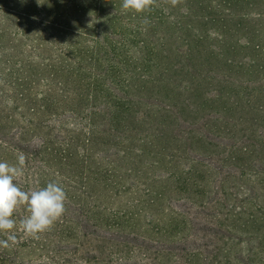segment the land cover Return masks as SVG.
<instances>
[{"label":"rangeland","instance_id":"374dc122","mask_svg":"<svg viewBox=\"0 0 264 264\" xmlns=\"http://www.w3.org/2000/svg\"><path fill=\"white\" fill-rule=\"evenodd\" d=\"M42 3L0 0V29L6 34V41L0 43V62L22 60L40 72L44 65L69 66L74 77L66 85L77 90L75 104L82 99L80 91L84 97L89 94L83 78L91 74L103 79L111 94L108 98L115 95L116 104L127 99L131 117L126 125L151 142L141 160L144 166L152 164L147 167L150 178L159 177L155 184H147L159 193V206L139 204L138 196L144 201L145 197L135 190L108 201L94 198L97 188H89L87 194L69 188L68 184L82 182L75 169L80 162L68 169L54 166L51 176L42 168L47 158L31 156L41 148L39 133L18 134L14 125L0 129L4 136L0 153L7 156L3 161L16 164L20 152L31 156L18 180L23 190L57 181L67 194L64 214L38 239L20 228L21 219L28 215L26 207L16 210L14 264H264V0H222L221 4L209 0L206 11L189 8L184 0L181 8L156 0L144 12L123 9V0ZM177 20L196 26L189 36L184 33L185 45L177 38ZM16 30L18 36L10 35ZM189 41L190 57L180 53ZM79 62L81 70H92L78 72ZM99 64L102 72L96 76L93 67ZM2 65L6 64L0 66L4 108L17 92L10 87H16L17 75L2 71ZM3 68L19 69L11 64ZM48 78L34 79L39 91ZM18 90L28 93L23 87ZM86 103H81L77 119L62 110L57 117H45L44 121L55 124L53 135L73 131L74 143L83 146L91 106ZM16 118L24 126L18 114ZM134 145L139 146L138 140ZM117 148L101 145L96 151L108 161L119 157ZM105 161L90 167L109 166ZM171 170L172 176L160 178ZM119 173L129 177L125 186L138 176L122 169ZM70 174L78 182L67 178ZM123 198L129 209H120ZM143 211L159 216V222L148 214L138 216ZM115 213L121 216L116 218Z\"/></svg>","mask_w":264,"mask_h":264},{"label":"trees","instance_id":"16d2710c","mask_svg":"<svg viewBox=\"0 0 264 264\" xmlns=\"http://www.w3.org/2000/svg\"><path fill=\"white\" fill-rule=\"evenodd\" d=\"M220 1L222 0H219V3ZM234 1L240 2L242 0ZM187 3L191 5V7H189L191 9L192 7L200 10L203 8L205 11L209 9V0H184V4ZM178 6L180 8L184 7L181 3L178 4ZM189 8L186 9L190 10ZM4 23H9V21L5 20ZM174 27L176 32L179 33L177 38L183 40L185 45L188 40L186 36H184V33H187L189 36V32L193 31L196 26L184 24L183 22L177 20V23H174ZM19 33L20 32L16 30L15 32L10 33V35L13 34L14 36H18ZM0 36V43H2V39L6 41V34L1 29ZM51 39L54 40L57 46H59V40H57L56 37L52 36ZM175 41L180 42L179 40ZM54 42L53 44H55ZM44 45L45 44H43V46ZM12 47L13 46H10L9 49H12ZM60 49L63 50L62 47H60ZM191 50L192 44L189 41V44L186 45V49L182 50L183 52L180 51V53H185V55L190 57ZM2 55L3 53L0 52V58ZM106 57L107 56L102 55V59H105ZM85 59H87V57ZM46 61L49 62L50 60L47 59ZM3 63L6 65H2V71L7 72L10 76H13V74L17 75L14 77L16 87L10 86L12 91L17 92L14 98L5 102L7 106H4V108L0 102V129L15 126L17 127L15 130L18 134L39 133L41 138V148L34 156H31L33 158L37 157L39 160H45L47 158L48 162L42 168H46L47 171L50 172L51 176H54V173L56 172L54 166L68 169L75 163V161H78L80 163L75 167V169L79 171V175L76 174V178L82 182L79 181V184L76 183L77 186L68 184L69 188H73L77 191L80 190L83 194H87L86 191H88L89 188H97L99 191L97 193L94 192V198L97 200L105 199L108 201L117 200V198H120L123 193L133 194V191L135 190L136 194L141 193V195L145 197L144 201L141 196H138L139 198L137 202L139 204L145 202L150 206H159V193H153L147 185L148 183L155 184L159 181V177L156 176L154 178H150L151 176L148 174L147 167L152 164L146 163L144 166L141 160V158L145 156V153H147V151L151 148L148 147L151 146V142L146 140V136L143 132H140L134 126L130 128L126 125V122L131 117L129 114V111L131 110L129 107L130 103L127 99H124L123 102L116 104V99L114 98L115 95H113L112 98H108L111 94L109 93V89L106 90V85L102 81L103 79L101 78L97 80L96 78H93V74H91L90 76L88 75L83 78V87L87 89L89 94L84 97L85 93L80 91L79 96H81L82 99L75 104L73 95L77 94V90L74 87L69 88L66 85V82L71 81L74 77V74L71 72L69 66L56 68L54 65L43 64L45 66V70L40 72L35 68L33 63L24 64L22 63V60H19L18 62L6 60V62H0V66ZM8 64H11V66L19 69L12 71L10 68H3V66H7ZM60 64H64V62H61ZM232 64H236V62L232 61ZM82 65L83 64L80 62L77 64L78 72H88L92 70V67H88L86 70H81L80 68ZM100 65L101 64L93 67L96 76L100 75L98 72H102L99 68ZM41 75H48L49 78L48 80H43L44 87L42 88V91H39L41 86L39 84L36 85L34 79L40 77ZM55 79H57L56 82ZM118 83H121V81ZM18 86L25 88L28 93L26 94L24 91L18 90ZM90 93H92V95H90ZM98 101H103V103L98 104ZM82 102H88L91 106L88 107L89 104L86 103V106L88 107L87 111L89 113L85 117L86 121H88V126L86 125L85 127L88 133L85 132L87 134V138L84 141V145L80 146L79 144L74 143L76 135H70L73 131L63 130L64 134H62V137H58L56 134L53 135L55 124H53L52 121H44V118L49 115L57 117L59 116V112L62 110L68 111L65 116L71 115V117L77 119V111H81ZM14 109H17L18 112L15 113L13 111ZM21 109L23 113L20 111ZM166 110L170 113H173L174 111L171 106H166ZM16 114L21 117L24 126H21L20 122L16 118ZM25 114L28 117H25ZM99 121H102V124H99ZM156 127L159 128V126ZM67 133L68 135L66 136ZM1 137L4 136L0 134V138ZM160 139L161 138L159 137V140ZM136 140H138L139 146L134 145ZM79 143H82V141ZM5 145L8 144L5 143ZM56 145L61 146L62 149L56 148ZM101 145H108L110 147L118 146L119 148L115 149V152H117L119 157L105 161V159L101 158V151H96V149ZM10 148L16 150L12 146H10ZM157 153L158 152L155 151L153 152V155H157ZM134 155H136L135 159L133 158ZM31 156L25 154L27 162ZM6 158V155L0 153V161L5 160ZM170 159V162H174L175 157L171 156ZM102 160L108 162L109 166L99 165L97 169H92L90 167L93 162H101ZM155 163L158 164L159 161L156 160ZM119 169L124 170L125 173L134 172V174H137L138 176L136 177V180L130 178L131 182L130 184L128 182L129 186H125V183L129 181V177L127 174H120ZM39 171H41V168ZM88 174L89 176H87ZM173 174L174 173H172L171 170V173H164L162 174V177L160 176V178L172 176ZM68 177L70 180L78 182L71 174L68 175L67 178ZM46 184L47 183H41V187H45ZM125 190H127V192H123ZM126 201L124 198L122 199L124 207H120V209H129L127 206L128 202ZM137 214L140 217L148 214L153 222H159L160 220L159 216L150 212L146 213L143 211L137 212ZM119 216H121L119 213H115L116 218ZM16 217L17 216L14 214L13 219H16ZM119 219L123 220L125 218L121 217ZM2 239H6L5 233L0 232V240ZM14 249V244H12L9 248H0V264H14Z\"/></svg>","mask_w":264,"mask_h":264},{"label":"clouds","instance_id":"9594fccd","mask_svg":"<svg viewBox=\"0 0 264 264\" xmlns=\"http://www.w3.org/2000/svg\"><path fill=\"white\" fill-rule=\"evenodd\" d=\"M166 2L175 7L181 0ZM37 3L43 4L42 0H37ZM155 3L156 0H123L122 7L144 12ZM25 164L26 157L22 152L17 154L16 164L0 161V232L7 234L6 239L0 240V248H9L17 243V236L12 230L17 226L13 216L19 207L25 206L28 213L21 219L20 228L25 235L37 239L40 233L50 230L65 212L67 194L59 182L50 181L45 187L28 191L19 186L18 180L24 175Z\"/></svg>","mask_w":264,"mask_h":264}]
</instances>
